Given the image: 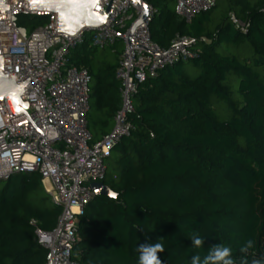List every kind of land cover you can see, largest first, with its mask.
<instances>
[{
    "label": "trees",
    "instance_id": "trees-1",
    "mask_svg": "<svg viewBox=\"0 0 264 264\" xmlns=\"http://www.w3.org/2000/svg\"><path fill=\"white\" fill-rule=\"evenodd\" d=\"M147 1L158 10L153 40L169 47L177 35L192 37L196 56L139 85L131 133L111 149L100 180L118 196H95L80 215L73 258L138 264V246L159 242L163 264H191L221 244L231 248L234 264H251L264 257V0H217L189 22L174 0ZM19 22L32 30L47 18ZM88 42L69 62L92 76L87 119L97 142L121 105L116 70L124 44L99 49ZM189 62L197 75L183 67ZM61 212L39 173L0 181V264H46L35 231L54 230ZM193 236L201 247L192 246ZM248 240L254 245L242 252Z\"/></svg>",
    "mask_w": 264,
    "mask_h": 264
},
{
    "label": "built area",
    "instance_id": "built-area-1",
    "mask_svg": "<svg viewBox=\"0 0 264 264\" xmlns=\"http://www.w3.org/2000/svg\"><path fill=\"white\" fill-rule=\"evenodd\" d=\"M110 0H99L95 10H106ZM107 20L84 26L74 34L58 31L57 13L31 9L29 0H6L9 8L0 13V54L5 71L19 81L28 80L23 97L25 114L11 116L5 102L0 104V181L15 174L39 173L52 201L62 206L54 230L36 229V241L47 249L46 264H78L73 258L80 215L95 197L90 187L106 173V157L132 124L134 96L147 77L161 69L189 61L196 56V40L177 35L169 47H162L151 35L150 23L158 10L147 0H114ZM217 0H174L175 12L187 22L215 6ZM148 16L132 34L133 23ZM21 16L46 17L45 24L29 30ZM234 25L245 30L246 23L230 14ZM86 39L99 49L124 44L116 78L120 82L121 105L112 129L97 142L88 129L92 76L87 68L70 64V53ZM47 184V183H46ZM50 189V190H49ZM34 223V221H33Z\"/></svg>",
    "mask_w": 264,
    "mask_h": 264
},
{
    "label": "water",
    "instance_id": "water-1",
    "mask_svg": "<svg viewBox=\"0 0 264 264\" xmlns=\"http://www.w3.org/2000/svg\"><path fill=\"white\" fill-rule=\"evenodd\" d=\"M110 0L106 10H102L101 13L95 10L96 5L99 0H29L31 9L39 11H49L57 13V25L58 31L68 32L74 34L84 26H93L104 23L111 9L113 10V2ZM6 4V0H5ZM6 9L9 8V5L6 4ZM144 14L138 18L130 28L128 41L132 43V34L135 29L142 24L148 16V5H144ZM5 10L0 11L4 13ZM3 56V54H0ZM14 76V75H13ZM28 83L31 81L30 78ZM4 101L8 112L11 116H18L26 113L28 108V103L23 101L20 105L10 104L7 99L1 100ZM20 109V111H17ZM0 110L4 119H7L2 106L0 104ZM90 187L94 193V196H106L110 198H116L118 195L111 190V188L103 182H92Z\"/></svg>",
    "mask_w": 264,
    "mask_h": 264
},
{
    "label": "clouds",
    "instance_id": "clouds-1",
    "mask_svg": "<svg viewBox=\"0 0 264 264\" xmlns=\"http://www.w3.org/2000/svg\"><path fill=\"white\" fill-rule=\"evenodd\" d=\"M6 7L5 0H0V11L6 10ZM28 86V81H19L16 76L5 71V60L3 56H0V100L7 99L10 104L20 105L23 103ZM191 240L193 247L199 248L203 245L200 236H193ZM253 245L254 241L248 240L241 251L247 252ZM137 252L138 264H163L159 253L164 252V246L159 242L140 244ZM191 264H234L232 250L221 244L214 245L203 258L200 255L192 256ZM251 264H264V257L254 258Z\"/></svg>",
    "mask_w": 264,
    "mask_h": 264
},
{
    "label": "rangeland",
    "instance_id": "rangeland-1",
    "mask_svg": "<svg viewBox=\"0 0 264 264\" xmlns=\"http://www.w3.org/2000/svg\"><path fill=\"white\" fill-rule=\"evenodd\" d=\"M220 12H221V9H220L219 7H217V8L215 9V11H214V15H218ZM88 45H89V46H92V42L89 41V42H88ZM177 67H178V66H177ZM183 67L188 69V74H189L190 76H195V75H197L198 72H199L197 69L194 68L192 62L185 63V64L183 65ZM178 68H179V67H178ZM235 92H236V88H235ZM237 95H238V94L236 93V96H237ZM112 157H113V155H112ZM105 163L107 164V161H105ZM43 185H44L45 190L47 191V188H49L48 185H47L46 183H44ZM49 190H50V189H49ZM47 192H48V191H47ZM51 199H52V198H51Z\"/></svg>",
    "mask_w": 264,
    "mask_h": 264
},
{
    "label": "bare ground",
    "instance_id": "bare-ground-1",
    "mask_svg": "<svg viewBox=\"0 0 264 264\" xmlns=\"http://www.w3.org/2000/svg\"><path fill=\"white\" fill-rule=\"evenodd\" d=\"M46 183H47L48 187L50 188V184H49V182L47 180H46Z\"/></svg>",
    "mask_w": 264,
    "mask_h": 264
},
{
    "label": "snow or ice",
    "instance_id": "snow-or-ice-1",
    "mask_svg": "<svg viewBox=\"0 0 264 264\" xmlns=\"http://www.w3.org/2000/svg\"><path fill=\"white\" fill-rule=\"evenodd\" d=\"M17 111H20V109H17Z\"/></svg>",
    "mask_w": 264,
    "mask_h": 264
}]
</instances>
